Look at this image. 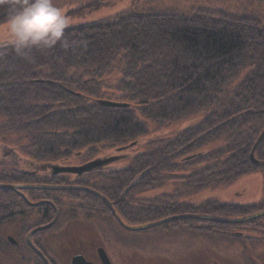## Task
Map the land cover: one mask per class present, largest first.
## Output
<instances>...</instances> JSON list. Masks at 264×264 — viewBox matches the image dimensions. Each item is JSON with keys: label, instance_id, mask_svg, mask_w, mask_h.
I'll list each match as a JSON object with an SVG mask.
<instances>
[{"label": "trees", "instance_id": "obj_1", "mask_svg": "<svg viewBox=\"0 0 264 264\" xmlns=\"http://www.w3.org/2000/svg\"><path fill=\"white\" fill-rule=\"evenodd\" d=\"M145 3L133 0L122 14L67 29L64 45L34 48L26 57L18 55L12 44L0 48V129L22 134L29 143V154L41 165L73 159L83 163L95 159L105 147H130L149 134L151 126L162 129L205 113L199 124L174 139L152 141L150 150L133 156L128 168L116 172L97 169L76 176L74 184L94 189L107 200L115 198L120 204L118 215L123 221L130 217L134 225L181 215L224 220L262 211L264 197L260 204L250 206H225L217 201L193 206L174 201L173 195L157 197L150 202L154 205L134 203L136 190L160 186L181 167L198 168L185 177L191 184L185 187L191 192L217 187L250 171L264 173V139L254 152L256 163L250 160L264 123V25L254 17L224 11L157 12L143 7ZM138 5L142 9L137 11ZM7 15V6L0 7V24ZM114 71L120 78L112 89L121 95L114 101L128 104L127 108L96 104L105 96L100 90L104 77ZM214 142L224 144L221 154H192ZM226 151L231 157L221 160ZM26 176L0 174V183L72 184L68 175L60 183L35 178L25 182L21 178ZM87 190L79 191L89 199L99 198ZM52 191L67 197L78 190L26 192ZM0 192L7 194L0 203L1 225L30 210L37 219L44 214L46 220L50 218L49 206L29 207L12 192ZM63 199L54 205L59 208L61 202L69 203ZM262 218L230 226L263 227ZM185 222L173 220L158 226Z\"/></svg>", "mask_w": 264, "mask_h": 264}, {"label": "rangeland", "instance_id": "obj_2", "mask_svg": "<svg viewBox=\"0 0 264 264\" xmlns=\"http://www.w3.org/2000/svg\"><path fill=\"white\" fill-rule=\"evenodd\" d=\"M146 1L147 3L143 7H146V9L152 7L157 12H174L185 15L195 9L216 12L224 11L232 15L254 17L258 19L260 25H264V0H141V2ZM53 2L57 7L63 9L69 21L66 30L91 23L103 22L105 19L122 14L124 10L130 9L133 5V0H53ZM140 9H142V5L135 7L137 11ZM9 41H11V38L0 32V43ZM119 78L118 71H114L104 77L105 85L100 87V90L106 97L104 96L99 100L117 102L114 100L121 95L112 88L116 86ZM204 114L198 113L176 120L162 129H155L154 126H151L149 134L139 138L138 142H134L127 152L132 153L134 156L146 153L150 150L152 141L174 139L182 132L199 124ZM260 126H262L260 127L262 131L264 123L263 125L261 123ZM23 137L22 134L19 135L16 132L14 134L8 133L0 129V174L13 175L15 172L25 171L27 173L33 171L34 176L27 175L25 178H21L27 182L35 177L46 175L44 166H49L39 164V161L29 154V143ZM223 146L224 144L221 142H214L201 147V149L196 150L192 154L200 152L203 156L213 153L221 154ZM99 151L100 159L114 154L112 149H100ZM120 151L121 149L118 148L117 152ZM192 154H189V156ZM231 154L226 151L220 158L221 160H227L231 157ZM254 158L256 157L254 156ZM91 160H94V158ZM179 161L182 162L181 159ZM70 163L76 164L78 162L73 159ZM52 164L57 165L56 163ZM130 164V161L122 162L116 167L128 168ZM196 169H198L197 166L188 169L181 167L173 172L174 176L171 179L162 182L160 186H153L150 189L145 188L146 186L141 187L138 191H135V193L137 192L136 194L133 193L135 194L133 196L134 203L136 205L144 204L145 206L154 205L150 202L154 199L157 200V197L173 195L174 201L184 202L193 206H199L207 201H217L225 206H250L260 204L264 197V173L261 169L250 171L217 187L209 186L198 192H191L187 188L191 184L186 181L185 177ZM74 179L75 176L73 175L70 181H76ZM90 180H93V178L91 177ZM17 185L26 184H21L20 181ZM70 187H73L71 190L78 191L69 193L67 195L68 198L65 194L53 191L45 194H33L23 190L22 194L26 196L27 202L15 192L6 190L22 198L27 206L35 203L40 204L37 201L45 196L53 202L64 198L69 203L61 202V207H51L48 211L51 210L52 212L48 215L50 218L47 220L44 215L43 218L40 215L37 219L33 215V211L24 210L26 213L20 214V217L14 215L10 222L0 224V242H2L0 243V264H36L33 254L30 253L28 248L22 247V245L24 246L25 238L31 231L45 226L44 224L48 222L51 223L49 228L36 231L31 234V237L32 239L46 240V247L49 245L57 246L58 252L61 254L67 253L62 248L63 244L67 242L79 243L83 241V243L90 244L95 241L94 239L98 240L99 232L102 238L110 237L109 233L114 232L111 224L117 227L114 223V220H116L114 213L116 216L118 215L117 211L120 209L118 201L115 198L107 200L104 197L109 202V206L101 198L89 199L85 197L84 192L79 191L83 189L80 188L82 185ZM0 191L2 190L0 189ZM28 193L31 194L28 195ZM6 195V193L0 192V203L5 201ZM93 204L95 205L94 209ZM135 204L129 206L133 208L136 206ZM29 207L35 208L37 206ZM258 212L260 211L254 213ZM248 215H252V213ZM248 215L231 216L224 218V220L238 219ZM194 216L192 217L194 218ZM212 217H214L212 222H205V220H200L196 216L197 219H193L191 221L192 224L177 223L170 227L156 226L141 231L134 230L133 233H124L123 230V233L118 235V238H123V242L115 251L122 249L124 255L127 256L128 264H264L263 218L260 222L263 227L254 228L252 225L246 227L230 226L233 223L229 222L227 227H225L220 221L223 218ZM127 218L128 221L124 220L127 225L138 226L131 223L130 217L127 216ZM0 223H3V221ZM140 225L143 224L141 223ZM193 225L196 226V229ZM237 233L240 234L237 235ZM8 236L18 242L21 241V245L15 247L12 244H8ZM58 244L60 247H58Z\"/></svg>", "mask_w": 264, "mask_h": 264}, {"label": "flooded vegetation", "instance_id": "obj_3", "mask_svg": "<svg viewBox=\"0 0 264 264\" xmlns=\"http://www.w3.org/2000/svg\"><path fill=\"white\" fill-rule=\"evenodd\" d=\"M104 149H112V150H114V154L110 155V157L102 158V159L107 160L106 164L101 165V167L99 168L100 170H103V172H108V171H113V172L115 171L116 172L117 170H122L123 168L116 167V165L119 166V164L122 162L130 161L134 156L132 153L130 154L127 152L128 150H130L129 147L121 149L120 152H117V150H118L117 146L105 147ZM131 150H132V148H131ZM100 158L101 157H99V154H98V156L95 159H100ZM89 161H91V160H88V161L83 162V163L78 162L76 164H71L70 163L71 160H62V161L53 162V163L54 164L56 163L57 166L60 165V167H66V166L69 167V166H80V165H83ZM44 170L46 172V175H44L43 177H35V179H34L35 181L40 180L42 182H45V181L56 180L57 182L60 183V182L64 181V176L68 175V176H70V178L73 176V175L64 174V173L53 175L52 169L50 167H47V166L46 167L44 166ZM21 173H24V174L29 175V176H34L33 171H30L27 173L24 171ZM74 176L76 177V175H74ZM68 183H72V184H70V185H66L63 183H60L59 185H57V184L47 185L44 183H32V184L21 183V184H26V185H30V186L36 185V186H54V187L73 186V185L75 187L79 186V184L78 185L76 183L74 184V182L70 181V179H68ZM80 188H85V187L82 186ZM85 189H88V188H85ZM34 190H37V189H34ZM88 190H91V189H88ZM25 191H29V190H24V192ZM39 191L44 192V190H39ZM92 191L100 194V192H98L94 189H92ZM37 202L40 203L37 205V207H41V206L43 207V205L49 206L50 208L56 207L54 205V202L52 200H49V199L43 198V199L38 200ZM29 206H31V205H29ZM44 216H45V214H44ZM192 216H194V215H181V216H175V217H170V218H171V221H173V220L180 221V220L184 219L186 221L184 224H192L191 221L193 219L196 220L197 215H195L194 218ZM115 219L116 220H114V223L117 227H114V225L111 224L112 231H114L113 232L114 236H113V233L110 232L109 233L110 237L102 238L101 234L99 232L98 240L94 239L95 241L91 242L90 244L83 243V241L82 242L80 241L79 243H68L67 242V243L63 244V247H62L65 249V252H67L65 254L59 253L57 246L49 245L46 247V245H47L46 240L42 241L41 239H32V237H30V239H27V236L25 238V244H24V246L22 245V247H26L29 249L30 253L33 254L34 261L36 262V264H73L74 259L78 258V257L82 258L83 261L87 264H128L127 263L128 262L127 256L124 255V253L122 252L123 250L122 249H120V250L117 249V251H115V250L123 242L122 241L123 238H118V235L120 233L122 234L123 230H124V233L125 232L126 233L127 232L133 233L134 230L131 229L132 225H127L125 223V221H123L119 215H117V216L115 215ZM220 221H222V220H220ZM205 222H208V221H205ZM47 224H49V222L45 223L44 225H47ZM118 227H120V228L118 229ZM193 227L196 229L195 225H193ZM8 238H12V237L8 236L7 241H8ZM12 239L14 242H10V241H8V242L6 241V242L8 244L14 245L15 247H18L21 245L20 244L21 241L18 242L14 238H12ZM133 245H134V243H133ZM58 247H60L59 244H58ZM70 249H71V251H70Z\"/></svg>", "mask_w": 264, "mask_h": 264}, {"label": "clouds", "instance_id": "obj_4", "mask_svg": "<svg viewBox=\"0 0 264 264\" xmlns=\"http://www.w3.org/2000/svg\"><path fill=\"white\" fill-rule=\"evenodd\" d=\"M7 6L8 15L0 32L11 38L15 52L26 57L31 49H51L58 43L64 45L69 23L63 9L53 0H0Z\"/></svg>", "mask_w": 264, "mask_h": 264}, {"label": "water", "instance_id": "obj_5", "mask_svg": "<svg viewBox=\"0 0 264 264\" xmlns=\"http://www.w3.org/2000/svg\"><path fill=\"white\" fill-rule=\"evenodd\" d=\"M7 45H11V41L9 42H4V43H0V48L5 47ZM96 104L100 105V106H104V107H113V108H127L129 105L126 103H120V102H113V101H107V100H97ZM264 139V128L261 131L260 135L258 136L255 144L252 147L251 153H250V160L252 161V163H256V160L254 158V152L257 149V147L260 145V143L262 142V140ZM107 160L105 159H94L91 160L83 165L80 166H66V167H60L57 165H53V164H49V167L52 169V174L56 175L59 173H64V174H69V175H76V176H81L83 174L92 172L94 170H97L101 167V165L106 164ZM142 175L137 176L130 184V186L128 187L131 188L133 185L136 184V182L141 178ZM0 189L1 190H11L13 192H15L16 194H18L19 196H21L22 198L25 199V201L27 202L25 196L22 194L23 190H34V189H40V190H64V189H73V187L70 186H61V187H54V186H36V185H17V184H5V183H0ZM84 190H87L85 188H83ZM127 190V189H126ZM92 192L93 194H95L96 196H98L99 198H101L103 201L106 202L107 205L110 206L109 202L99 193L91 191V190H87ZM31 206H37L38 204H30ZM115 214V213H114ZM116 215V214H115ZM264 216V210L258 212V213H254L252 215H248L242 218H238V219H229V220H225L224 222H229V223H244V222H248L251 221L253 219L259 218ZM198 219L200 220H205V221H214V217L212 216H204V215H198L197 216ZM171 221V218H167V219H162L159 221H154L151 223H147V224H143V225H138V226H132L131 229L135 230V231H141V230H145V229H149L155 226H158L162 223H166ZM51 226V223H49L48 225H45L43 227L37 228L33 231H31L28 236L27 239H30L31 234L35 233L36 231H40L46 228H49ZM8 241L10 242H14L12 238H8ZM32 245V244H31ZM87 264L83 261L82 258L78 257L75 258L73 261V264Z\"/></svg>", "mask_w": 264, "mask_h": 264}, {"label": "bare ground", "instance_id": "obj_6", "mask_svg": "<svg viewBox=\"0 0 264 264\" xmlns=\"http://www.w3.org/2000/svg\"><path fill=\"white\" fill-rule=\"evenodd\" d=\"M106 20V19H105Z\"/></svg>", "mask_w": 264, "mask_h": 264}]
</instances>
